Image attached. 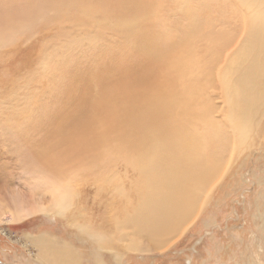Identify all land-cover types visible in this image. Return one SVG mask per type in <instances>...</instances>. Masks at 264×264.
Instances as JSON below:
<instances>
[{"label":"bare ground","instance_id":"1","mask_svg":"<svg viewBox=\"0 0 264 264\" xmlns=\"http://www.w3.org/2000/svg\"><path fill=\"white\" fill-rule=\"evenodd\" d=\"M197 1L198 6L181 7L191 13L177 31L173 27L157 30L155 22L147 19L132 43L122 19L127 26L134 24L144 0H116V23L96 21L92 0H37L32 4L22 0L0 6V45L29 29L33 20L52 14L49 19L54 17L66 25V37L91 29L98 39L104 34L116 35L111 44L120 52V60L138 63L120 67L113 62L94 71L91 80L85 73L79 77L88 88L80 91L79 107L74 101L78 107L74 113L56 126L63 130L71 121L73 130L83 137L69 140L59 154L50 156L48 152L43 157L46 176L42 169H30L34 180L29 183L34 190L31 201L37 202L26 206L22 195L13 192L7 203L11 205L3 201L5 210L0 208V224L51 210L67 217L76 197L68 185L82 187L77 172L83 167L99 181L95 188L99 196L106 191L102 187L109 185L114 199L120 200V206L110 204L109 224L129 227L142 237L148 235L139 234L136 226L157 224L163 233L154 240L165 243L170 239L159 237L176 228L182 233L193 224L211 191L229 172L228 164L235 162L237 151L252 146L264 123V0H237V26L233 28L231 18L216 20L215 13L197 9L207 7L209 0ZM110 57L114 61L113 53ZM4 105L0 103V110ZM105 135L114 142L110 149L114 161L111 157L107 167L102 163L109 153L103 149ZM224 158L226 165L221 170ZM118 165L135 174L130 189L124 185ZM129 197L133 204L125 200ZM68 222L105 246L103 233L75 217ZM34 241L47 247V264H80L74 254H55V243L49 239ZM132 247L139 249L138 242ZM46 249L53 251L47 253Z\"/></svg>","mask_w":264,"mask_h":264},{"label":"rangeland","instance_id":"2","mask_svg":"<svg viewBox=\"0 0 264 264\" xmlns=\"http://www.w3.org/2000/svg\"><path fill=\"white\" fill-rule=\"evenodd\" d=\"M15 1L22 0H0V6ZM92 1L96 6V21L116 23L119 20L116 0ZM208 3L202 10L197 9L206 14L215 13L216 20L220 17L224 18L221 20L231 18L234 21V24L230 22L232 28L237 26V20L234 19L237 18V0H209ZM184 5L198 6L199 2L144 0L140 17L135 18L134 24L129 23L127 26V22L122 19L130 43L139 38L147 19L155 22L157 30H172L173 27L172 31H177L186 24L187 14L191 13L183 12L181 7ZM71 12L75 13L76 9L71 7ZM51 15H43L35 22L33 20L29 29L14 34L8 42L0 45V103L5 104L0 110V133L6 136L8 142L6 144V138L0 134L2 210H5L3 201L4 204L9 203L13 192L22 195L26 206L36 203L38 199L31 201L34 190L29 183L34 180L30 169L40 172L42 169L46 176L43 169L46 158L43 157L48 152L50 156L57 155L60 147L69 140L83 137L75 130L61 135L63 130L56 126L74 113L80 105V91L88 88L87 84L82 85L79 77L85 73L91 80L94 71L113 62V65L120 67L138 64L120 60V52L111 44L116 40V35L104 34L102 39H98L91 29L66 37L63 34L66 25L54 20V17L49 19ZM177 22L181 25L175 28ZM112 53L114 61L110 60ZM93 93L96 95L98 90L94 89ZM104 139L103 149L109 153L102 163L107 167L114 142L107 135ZM223 155L226 157L227 153ZM236 156L235 162L228 164L229 172L211 191L193 224L182 233L177 232L181 228H176V231L159 237L161 240L170 239L167 241L169 243L154 240L156 234L163 233L157 224L155 227L146 224L136 226L137 232L147 237L135 234L129 227L109 224L110 204L113 202L120 206V200L117 202L114 199L115 194L109 185L102 187L106 191L99 196L95 189L100 186L99 181L87 167H83L77 172L81 180L77 184L82 187L68 185L76 197L69 211L71 214L68 213L67 217L51 210L0 224V264H47L48 261L44 260L47 247L34 241L40 237L55 243V254H74L73 257L80 264H264V123L252 146L247 151L240 149ZM225 160H220L221 170L226 165ZM116 169L122 173L126 189H130L135 174L120 165ZM42 200L45 201L44 198ZM125 200L131 204L134 202L130 197ZM72 217L103 233L105 246H99L95 238L82 234L79 227L71 226L68 221ZM137 235L140 236L138 240ZM155 241L158 245L154 244ZM134 242H138L139 249L132 247ZM148 246L154 247V251L149 250ZM46 250L47 253L53 251Z\"/></svg>","mask_w":264,"mask_h":264},{"label":"snow or ice","instance_id":"3","mask_svg":"<svg viewBox=\"0 0 264 264\" xmlns=\"http://www.w3.org/2000/svg\"><path fill=\"white\" fill-rule=\"evenodd\" d=\"M72 130H73V124L71 121H69L67 124L63 125V131L61 135L71 133Z\"/></svg>","mask_w":264,"mask_h":264}]
</instances>
